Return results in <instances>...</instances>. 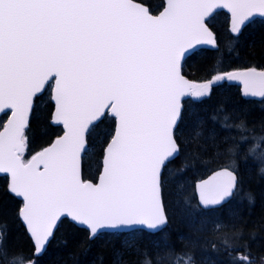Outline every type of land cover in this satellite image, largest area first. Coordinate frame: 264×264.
<instances>
[{"label": "snow or ice", "instance_id": "6c2138e0", "mask_svg": "<svg viewBox=\"0 0 264 264\" xmlns=\"http://www.w3.org/2000/svg\"><path fill=\"white\" fill-rule=\"evenodd\" d=\"M220 7L231 13L233 34L264 18V0H167L157 16L132 0H0V112L11 113L0 131V173L23 200L18 215L34 238L33 256L65 215L91 234L166 224L163 167L179 149L181 98L210 95V83L185 79L180 61L195 44H215L205 18ZM51 77L64 132L25 161L29 113ZM225 78L264 98V71L215 76ZM109 108L117 126L93 184L81 179V155L90 125ZM235 181L228 170L202 181V206H220Z\"/></svg>", "mask_w": 264, "mask_h": 264}, {"label": "trees", "instance_id": "16d2710c", "mask_svg": "<svg viewBox=\"0 0 264 264\" xmlns=\"http://www.w3.org/2000/svg\"><path fill=\"white\" fill-rule=\"evenodd\" d=\"M134 1L152 14L164 5V0ZM207 24L216 49L193 53L182 73L199 84L210 83V95L183 103L174 134L179 153L163 169L164 229L154 234L105 233L90 240L86 230L63 220L45 252L34 257L18 218L21 203L0 178V264H264V100H246L238 87L215 80L233 70L264 71V21L250 23L238 36L230 33L224 12ZM52 110L47 94L35 99L25 159L59 136L60 128L50 125ZM113 130L114 119L106 116L89 131L84 180L93 181L99 174ZM219 168L236 172L237 190L226 205L202 210L194 183Z\"/></svg>", "mask_w": 264, "mask_h": 264}, {"label": "water", "instance_id": "95a60500", "mask_svg": "<svg viewBox=\"0 0 264 264\" xmlns=\"http://www.w3.org/2000/svg\"><path fill=\"white\" fill-rule=\"evenodd\" d=\"M132 2H133V3H136V4H139V5L142 6V7H146V6H144V5H142V4L138 3V2H136V1H134V0H132ZM166 6H167V0H164V7H163V9H162L159 13H157L156 15L151 14L150 12H149V13H150L151 15H153V16H157V15H159V14L164 10V8H165ZM146 8H147V7H146ZM148 10H149V9H148ZM217 12H224V13H226V14L228 15V18H229V31H230V33H231L233 36H238V35H240V33L242 32V30H243V29H244L249 23H251V22H253V21H255V20H262V21H264V18H261L260 16L257 15V16H255L254 18H250L248 21L245 22V24L242 26V30H241V32H240L239 34H233V33L231 32V30H230V27H231V20H232L231 13L228 11V9L223 8V7H220V8H216V9H214L213 12H212L208 17L205 18V24H206V26L208 27L207 22H208V21L213 17V15H214L215 13H217ZM208 28H209V27H208ZM209 30H210V29H209ZM210 31H211V30H210ZM211 32H212V31H211ZM212 33H213V32H212ZM213 35H214V34H213ZM214 38H215V36H214ZM215 48H216V40H215V44H214V45H209V44H195V45H193V48H192V49H189V50L185 53V55L181 58V61H180V71H181V74H182V65H183L184 61H185L189 56H191L193 53H195V52H197V51H200V50H209V51H213V50H215ZM247 70H249V69H247ZM240 71H245V70H235V71H230V72H240ZM257 71H262V70H257ZM227 73H229V72H227ZM225 74H226V73H225ZM182 75H183V74H182ZM183 76H184V75H183ZM184 77H185V76H184ZM185 79L188 80L190 83H192V84H194V85H199L198 83L193 82V81L187 79L186 77H185ZM222 81H225V82L228 83L229 85H235V86L239 87V90H240L241 96H242L244 99H247V100H255V101H261V100L264 99V98H261V97H254V96H251L250 94L245 95V94H244V93H245V89H244L243 84H242L241 81H236V80L229 81V80H227L226 78L223 79ZM49 85H51V90H50V101H51V103L53 104V111H52V114H51L50 124H51L53 127H56V126H57V127H58V126L61 127L62 133L57 137V138H59L60 136L63 135L64 128H63V125H62L61 123H56V113H55V107H56V106H55V100H54V97H55V77H51L48 81L45 82L44 88L41 90L40 93H38V94L36 95V97L42 95V94L47 90V88H48ZM36 97H35V98H36ZM35 98H34V100H35ZM188 99H190V96L182 97V98H181V104L183 105V102H185V101L188 100ZM31 111H32V110H31ZM6 113H8V116H7V119H6L5 123H4V125L6 124L7 120L10 118L11 113H10V110H4V111L0 112V115H2V114H6ZM30 115H31V112L29 113V118H30ZM105 116L111 117V118H113L114 121H115L114 132H113V136H114V135H115L116 126H117V122H116V119L112 116V114H111V109H110V108H109V109H106V110H105V115H104L101 119H99L98 121H94L93 124L90 125V128H91L92 126L98 124V123H99V122H100ZM178 124H179V123H178ZM177 126H178V125H177ZM177 126H175V128H174V133H175V131H176V129H177ZM90 128H89V129H90ZM2 130H3V128H2L0 131H2ZM86 135H87V133H86ZM113 136H112V137H113ZM57 138H55V139H54L49 145H47L43 150L49 148V147L55 142V140H56ZM85 139H86V137H85ZM111 139H112V138H111ZM110 143H111V140L108 142V144L106 145V147H105V149H104V154H103L102 164H101V171H100V173H99V175H98L96 181H95V182H91V181H89V182H91V183H93V184H98V183H99L100 176H101L102 173H103V167H104L103 161H104V159L106 158V155H107V147H108V145H109ZM86 148H87V143H86ZM86 148H85V150L82 152V155H81V161H80L81 179H82V158H83V156H84V153H85V151H86ZM43 150H41L40 152H42ZM40 152H38V153H40ZM38 153H36L35 155H37ZM35 155H34V156H35ZM177 155H178V152H177L176 154H174L173 157L169 158L168 161L166 162V164H167L168 162L173 161V160L177 157ZM31 158H32V157H31ZM31 158H30V159H31ZM30 159H29V160H30ZM166 164H165V165H166ZM222 170H228V171H231V172H233V175L236 177V181H235V185H234V189H233V191H232V194H231L230 197L226 198V199L222 202V204H221L220 206H213V207H209V208L205 209V208L202 206L201 201H200L199 185H200V183H201L202 181H204V180H208V179H211V177L213 176V174H215V173H217V172H219V171H222ZM0 177H6V178H7V180H8V190H9V184H10V176H9V174H6V173H0ZM82 180H83V179H82ZM237 185H238V178H237V175H236V173H235L234 171H232V170H230V169H228V168H220V169H217V170L213 171V172L210 173L208 176H206L204 179H202V180H200V181H197V182L194 184V192H195V197H196V201H197L198 206H199L202 210H210V209L220 208L221 206L227 204V203L232 199V197H233V195H234V193H235V191H236V189H237ZM9 192H10V191H9ZM10 194H11L12 196H14L16 199H18V200L22 203V205H23V200H22V198L15 196V195H14L13 193H11V192H10ZM21 208H22V206H21ZM21 208H20V209H21ZM19 212H20V211H19ZM19 219H20V221H21L23 227L25 228V230H26V232H27L28 237L31 239V241H32V243H33V246H34V238L31 236L29 230L26 228L25 222L22 221V219H21L20 216H19ZM62 220H68L69 222H71L72 224H74L76 227H78V228H82V229H85V230L89 233V236L92 235L91 240L94 239V238H96V237H97L99 234H101V233H112V232L126 233V232H130V231H134V230H143V231H146V232H149V233H157V232L161 231V230L165 227V225H166V224H165V225H163V226H158L156 229H150V228H148L147 226L118 227V228H115V229L105 228V229H98V230H97V233H95V234H91L90 229H89L87 226L80 225V224H78V223H76V222H73L72 220H70L69 218H67L66 215H65V217H62L61 221H62ZM61 221H60V222H61ZM60 222L58 223L57 227L55 228V230H54V234H55V232H56V230H57V228H58ZM52 238H53V237H52ZM52 238H50L49 241L46 243L44 250H43L38 256H35V257H40V256L45 252V250H46V248H47L49 242L52 240Z\"/></svg>", "mask_w": 264, "mask_h": 264}, {"label": "rangeland", "instance_id": "374dc122", "mask_svg": "<svg viewBox=\"0 0 264 264\" xmlns=\"http://www.w3.org/2000/svg\"><path fill=\"white\" fill-rule=\"evenodd\" d=\"M210 87H211V84H210ZM46 94H47V98L50 99L49 93H46ZM192 98H193V99H200V98H202V97H192ZM4 120H5L4 118H1V119H0V129H1L2 126H3ZM28 159H29V157H28L27 159H24V160L26 161V160H28Z\"/></svg>", "mask_w": 264, "mask_h": 264}]
</instances>
